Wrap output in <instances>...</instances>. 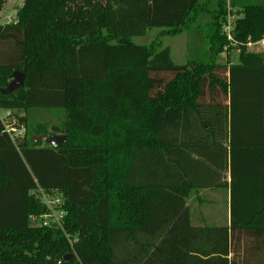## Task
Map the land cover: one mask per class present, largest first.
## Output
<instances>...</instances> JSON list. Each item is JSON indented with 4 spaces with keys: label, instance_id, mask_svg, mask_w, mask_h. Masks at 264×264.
<instances>
[{
    "label": "trees",
    "instance_id": "trees-1",
    "mask_svg": "<svg viewBox=\"0 0 264 264\" xmlns=\"http://www.w3.org/2000/svg\"><path fill=\"white\" fill-rule=\"evenodd\" d=\"M17 15L0 24V90L15 71L25 86L0 91V109L27 131L15 143L0 117V264H264V51L247 47L264 2L24 0ZM202 31L207 49L183 63L162 42ZM32 108L64 118L30 129ZM204 171L230 187L229 226L192 223ZM40 191L63 195L62 227L31 224Z\"/></svg>",
    "mask_w": 264,
    "mask_h": 264
},
{
    "label": "rangeland",
    "instance_id": "rangeland-1",
    "mask_svg": "<svg viewBox=\"0 0 264 264\" xmlns=\"http://www.w3.org/2000/svg\"><path fill=\"white\" fill-rule=\"evenodd\" d=\"M255 2H264V0H253ZM22 0H6L3 6H0V24H7V16H11L21 8ZM236 14L229 13L227 19L230 17L232 20H235ZM226 19V20H227ZM207 21V20H206ZM205 25V21H203ZM160 29H151L145 36H138L134 38V41L138 43L149 42L156 36H159ZM204 31V30H203ZM199 34H195L193 32H185L178 36H166L162 38V42L164 45H168L172 49V57L175 62L183 63L187 59L195 57L196 54L201 55L202 52L207 49L206 42L203 40V32ZM227 54H222L218 56L217 62L219 64L227 65L230 62L236 63L238 62L239 52L238 50H231L229 52V60L226 56ZM5 109H0V115L7 114ZM18 114H25V112L21 111ZM28 115V124L30 129H34L38 124H46L47 126H51L53 124H59L62 122L64 118V111L60 108H32L27 111ZM29 129V131H30ZM34 133V131H33ZM34 135V134H33ZM32 136L28 133V137Z\"/></svg>",
    "mask_w": 264,
    "mask_h": 264
},
{
    "label": "built area",
    "instance_id": "built-area-1",
    "mask_svg": "<svg viewBox=\"0 0 264 264\" xmlns=\"http://www.w3.org/2000/svg\"><path fill=\"white\" fill-rule=\"evenodd\" d=\"M24 0H22V3ZM230 17L223 24V31L226 34L228 40L231 44H236L237 42L234 39V22ZM19 22V18L17 13L7 16V24H17ZM247 47L250 51L253 52H262L264 51V38L259 40H254L251 36L248 37ZM11 114L10 111H7V114L0 115L4 122V132L9 134L12 140L17 143L18 141H22L26 136L27 128L24 124H21L17 118H13L11 122L6 121V117ZM41 200L47 206V212L42 215H31V224L33 226H48L51 224H57L62 227L63 220L66 214V211L63 209L64 197L59 192L46 193L44 191H40ZM70 243L73 246V240L69 237Z\"/></svg>",
    "mask_w": 264,
    "mask_h": 264
},
{
    "label": "crops",
    "instance_id": "crops-1",
    "mask_svg": "<svg viewBox=\"0 0 264 264\" xmlns=\"http://www.w3.org/2000/svg\"><path fill=\"white\" fill-rule=\"evenodd\" d=\"M201 186L192 190L187 200L192 223L197 226H226L231 221L230 187H217L215 179L203 172ZM229 183L230 175L226 179Z\"/></svg>",
    "mask_w": 264,
    "mask_h": 264
},
{
    "label": "water",
    "instance_id": "water-1",
    "mask_svg": "<svg viewBox=\"0 0 264 264\" xmlns=\"http://www.w3.org/2000/svg\"><path fill=\"white\" fill-rule=\"evenodd\" d=\"M25 80H26V74L21 71H15L13 73V79L10 82V84L2 88L0 91L4 94H8L11 92H16L18 88H22L25 86ZM33 142H45L48 144H51L52 146L56 147L58 146L61 142L66 141V136L62 134H54V135H47V134H41V135H35L32 138ZM72 255H67L65 256L66 260H71Z\"/></svg>",
    "mask_w": 264,
    "mask_h": 264
}]
</instances>
